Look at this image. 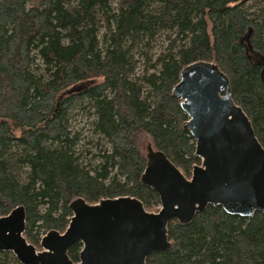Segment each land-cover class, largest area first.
I'll list each match as a JSON object with an SVG mask.
<instances>
[{"label": "trees", "instance_id": "trees-1", "mask_svg": "<svg viewBox=\"0 0 264 264\" xmlns=\"http://www.w3.org/2000/svg\"><path fill=\"white\" fill-rule=\"evenodd\" d=\"M248 28L252 49L241 40ZM197 61L228 77L264 147V0H0V216L22 206L23 235L39 247L65 231L78 198L134 197L157 212L140 139L187 178L201 164L172 92ZM74 110L86 113L89 138L72 126ZM167 238L146 264H264L258 211L207 205L189 223L172 218ZM81 249L75 242L69 259ZM0 264L21 263L0 251Z\"/></svg>", "mask_w": 264, "mask_h": 264}, {"label": "water", "instance_id": "water-1", "mask_svg": "<svg viewBox=\"0 0 264 264\" xmlns=\"http://www.w3.org/2000/svg\"><path fill=\"white\" fill-rule=\"evenodd\" d=\"M252 29L241 37L248 41ZM61 93L56 107L65 93ZM187 114L184 127L195 140L194 165L187 178L161 151L150 148L141 181L159 196L160 208L148 212L134 197L105 198L89 204L78 198L63 233L47 232L41 250L24 237L22 206L0 216V251H11L21 264H146L154 251L169 248L167 225L172 218L189 223L207 205L231 215L264 213V147L252 125L231 97L228 77L213 62L184 67L173 88ZM81 242L79 261L68 249Z\"/></svg>", "mask_w": 264, "mask_h": 264}, {"label": "rangeland", "instance_id": "rangeland-1", "mask_svg": "<svg viewBox=\"0 0 264 264\" xmlns=\"http://www.w3.org/2000/svg\"><path fill=\"white\" fill-rule=\"evenodd\" d=\"M111 1L115 5L116 0H111ZM159 47H160V42H158V45L156 46L155 49L158 51ZM73 113L76 114V115L74 116V118H71L72 126L74 125L75 128H77V129H82L83 128V131H84L83 136L89 138L91 133L89 132V130L87 129V126H86V121H87L86 113L84 111H82V110H79V111L78 110H74ZM140 145H141L142 150L146 153V155L149 156L150 151H148V150L150 148H152V147L150 145V140L148 139L147 136L141 137ZM159 208H160V206H159ZM35 247H36L37 250H41L42 249L40 246L39 247L35 246Z\"/></svg>", "mask_w": 264, "mask_h": 264}]
</instances>
